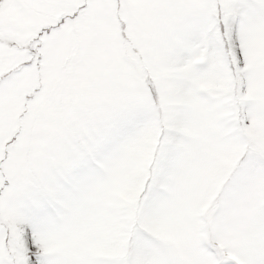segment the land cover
<instances>
[{
  "label": "snow or ice",
  "instance_id": "snow-or-ice-1",
  "mask_svg": "<svg viewBox=\"0 0 264 264\" xmlns=\"http://www.w3.org/2000/svg\"><path fill=\"white\" fill-rule=\"evenodd\" d=\"M0 264H264V0H0Z\"/></svg>",
  "mask_w": 264,
  "mask_h": 264
}]
</instances>
